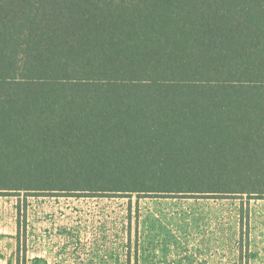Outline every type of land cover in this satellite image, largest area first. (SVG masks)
<instances>
[{
  "label": "trees",
  "instance_id": "trees-1",
  "mask_svg": "<svg viewBox=\"0 0 264 264\" xmlns=\"http://www.w3.org/2000/svg\"><path fill=\"white\" fill-rule=\"evenodd\" d=\"M264 197V0H0V192Z\"/></svg>",
  "mask_w": 264,
  "mask_h": 264
},
{
  "label": "rangeland",
  "instance_id": "rangeland-1",
  "mask_svg": "<svg viewBox=\"0 0 264 264\" xmlns=\"http://www.w3.org/2000/svg\"><path fill=\"white\" fill-rule=\"evenodd\" d=\"M0 192V264H264L250 199Z\"/></svg>",
  "mask_w": 264,
  "mask_h": 264
},
{
  "label": "crops",
  "instance_id": "crops-1",
  "mask_svg": "<svg viewBox=\"0 0 264 264\" xmlns=\"http://www.w3.org/2000/svg\"><path fill=\"white\" fill-rule=\"evenodd\" d=\"M252 261L264 262V197L250 198Z\"/></svg>",
  "mask_w": 264,
  "mask_h": 264
}]
</instances>
